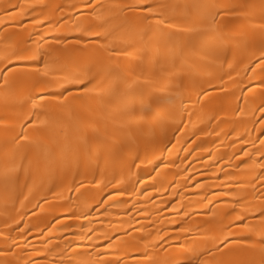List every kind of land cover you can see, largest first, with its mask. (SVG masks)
Segmentation results:
<instances>
[{
	"label": "bare ground",
	"instance_id": "1",
	"mask_svg": "<svg viewBox=\"0 0 264 264\" xmlns=\"http://www.w3.org/2000/svg\"><path fill=\"white\" fill-rule=\"evenodd\" d=\"M0 264H264V0H0Z\"/></svg>",
	"mask_w": 264,
	"mask_h": 264
}]
</instances>
